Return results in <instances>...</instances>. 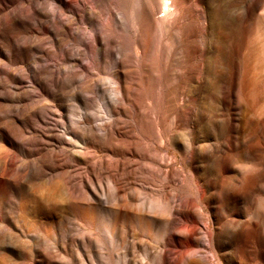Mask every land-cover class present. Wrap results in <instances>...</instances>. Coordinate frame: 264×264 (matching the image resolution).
Returning <instances> with one entry per match:
<instances>
[{
  "label": "rangeland",
  "instance_id": "1",
  "mask_svg": "<svg viewBox=\"0 0 264 264\" xmlns=\"http://www.w3.org/2000/svg\"><path fill=\"white\" fill-rule=\"evenodd\" d=\"M193 1L160 107L114 91L116 0H0V264L219 263L264 241V0ZM180 222L194 246L168 262Z\"/></svg>",
  "mask_w": 264,
  "mask_h": 264
},
{
  "label": "bare ground",
  "instance_id": "2",
  "mask_svg": "<svg viewBox=\"0 0 264 264\" xmlns=\"http://www.w3.org/2000/svg\"><path fill=\"white\" fill-rule=\"evenodd\" d=\"M116 1L119 6L120 20L130 26V32L128 35H124L120 38V43L125 46V50L119 49L120 59L115 63L117 70H115L114 75L118 76V78H115L114 81L117 85L114 87L115 93L120 96L121 88L122 96H120V98L130 102H137L140 100L143 101L144 96L145 98H148L152 100V102L158 104L159 102L169 100V98L171 99L172 97L169 95L170 90H168V85L161 81L162 79H168L169 77H179L182 73H185L190 69V64L188 63L191 58L193 59V57L184 54V49L188 47L184 34L189 27V18L193 17L195 20L197 19L199 21L200 28H202L200 21L202 16L201 13L198 16L191 13V11L194 12L196 9L195 2L193 0ZM129 5L130 8H128ZM160 7H162V10H159ZM157 11H165L167 15H165V18L155 17ZM168 15L174 16L172 18H166ZM112 20L113 16L110 13L107 20L108 22L105 23V26L111 32H113ZM97 40L98 50L100 52L106 50L107 41L101 36V34L97 33ZM94 47H96V39L92 37L91 48L94 49ZM128 80H132L134 86L136 87L135 90H131L130 82H128ZM116 99L118 98L116 97ZM160 121L161 119L159 122ZM152 123L153 122H151V124ZM143 125L146 127L148 126V123L145 122ZM155 129L156 128H154V130ZM246 174L247 172L245 171L239 174V182L241 184L243 183ZM158 203L163 206L164 204L167 205L165 197H162V199L160 198ZM182 210V207L179 206L178 211L181 212ZM181 224L182 222H180L178 226H173V228H176L175 233L177 235L166 236L167 244L165 243V245H167V247L165 250L163 249V251L160 250L157 252L160 258L164 251L167 252L166 259L168 262L171 260L176 261V263L179 262L183 258L184 253L189 252L194 246L191 240L192 234L184 232L182 227H179ZM234 224L238 225V222L234 221ZM263 231L264 228L257 229V234L260 235ZM242 233V228L239 225L235 229L231 230V235L233 237H237ZM220 235L221 232H217L214 237L208 236L207 245L212 248H216L219 244ZM243 239L242 245L239 248L234 249L229 258L222 259V256L224 255H218L222 259L219 263H211L208 259L204 258L200 260L204 264H264L263 239L260 241L258 237H253V233L247 234L245 238L243 236ZM103 254L106 256L104 264H108L110 253L103 252ZM197 258L198 257L196 255H191L189 259L193 261ZM135 264L140 263L136 261Z\"/></svg>",
  "mask_w": 264,
  "mask_h": 264
}]
</instances>
